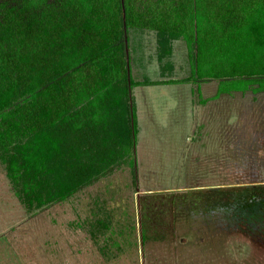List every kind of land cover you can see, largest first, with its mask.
I'll return each instance as SVG.
<instances>
[{"label": "rangeland", "instance_id": "374dc122", "mask_svg": "<svg viewBox=\"0 0 264 264\" xmlns=\"http://www.w3.org/2000/svg\"><path fill=\"white\" fill-rule=\"evenodd\" d=\"M166 43L125 38L132 81L160 84L131 87L125 124L121 109L108 118L132 149L93 183L29 210L0 160V264H264V223L248 230L219 209L264 187V92L213 99L218 81H189L184 41ZM95 220L108 229L92 232Z\"/></svg>", "mask_w": 264, "mask_h": 264}, {"label": "trees", "instance_id": "16d2710c", "mask_svg": "<svg viewBox=\"0 0 264 264\" xmlns=\"http://www.w3.org/2000/svg\"><path fill=\"white\" fill-rule=\"evenodd\" d=\"M132 30L184 41L188 80H217L213 99L264 92V0H0V160L27 209L66 200L130 151L113 115L125 124L131 87L160 84L130 78ZM227 195L220 211L264 223V187Z\"/></svg>", "mask_w": 264, "mask_h": 264}, {"label": "water", "instance_id": "95a60500", "mask_svg": "<svg viewBox=\"0 0 264 264\" xmlns=\"http://www.w3.org/2000/svg\"><path fill=\"white\" fill-rule=\"evenodd\" d=\"M139 208V207H138ZM139 211V209H138ZM139 219H140V216H139ZM139 230H140V236H141V228H140V223H139ZM140 245H141V250H142V239L140 238Z\"/></svg>", "mask_w": 264, "mask_h": 264}]
</instances>
